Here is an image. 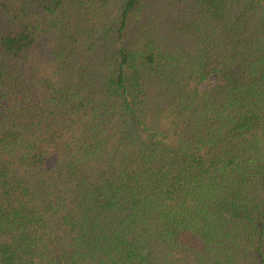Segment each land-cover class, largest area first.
<instances>
[{"label":"trees","instance_id":"1","mask_svg":"<svg viewBox=\"0 0 264 264\" xmlns=\"http://www.w3.org/2000/svg\"><path fill=\"white\" fill-rule=\"evenodd\" d=\"M0 264H264V0H0Z\"/></svg>","mask_w":264,"mask_h":264}]
</instances>
